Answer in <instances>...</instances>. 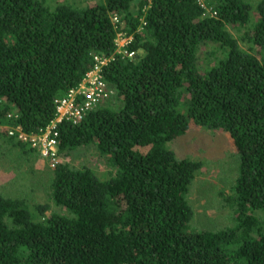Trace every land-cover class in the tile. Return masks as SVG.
I'll return each instance as SVG.
<instances>
[{
    "label": "trees",
    "instance_id": "1",
    "mask_svg": "<svg viewBox=\"0 0 264 264\" xmlns=\"http://www.w3.org/2000/svg\"><path fill=\"white\" fill-rule=\"evenodd\" d=\"M202 3L0 0V140L18 156L39 152L7 128L38 134L109 58L107 98L57 142L63 157L93 148L105 173L61 158L46 201L0 192V264H264V0ZM192 125L234 149L222 227L192 228L203 161L170 148Z\"/></svg>",
    "mask_w": 264,
    "mask_h": 264
},
{
    "label": "rangeland",
    "instance_id": "2",
    "mask_svg": "<svg viewBox=\"0 0 264 264\" xmlns=\"http://www.w3.org/2000/svg\"><path fill=\"white\" fill-rule=\"evenodd\" d=\"M170 148L177 156L203 161V167L189 187L188 196L197 212L192 228L214 229L230 224L228 211L221 207L217 197L218 192L231 183L236 172L234 149L228 135L192 125L185 135L170 144ZM27 157L18 156L0 140V192L5 196L24 198L30 203L44 202L53 167L40 154ZM58 157L62 161L68 159L73 165L89 166L98 174L106 171L104 161L91 147L70 151L68 157Z\"/></svg>",
    "mask_w": 264,
    "mask_h": 264
},
{
    "label": "built area",
    "instance_id": "3",
    "mask_svg": "<svg viewBox=\"0 0 264 264\" xmlns=\"http://www.w3.org/2000/svg\"><path fill=\"white\" fill-rule=\"evenodd\" d=\"M198 2L203 6L202 0H198ZM128 41V37L118 33L115 38L117 52L133 57L134 52L127 53L124 48ZM108 60L109 58L94 56V65L86 73L81 83L54 101L55 116L38 134L25 133L19 128H7V134L16 136L17 139L38 150L39 154L54 167L59 162L57 151L59 124L62 122L78 123L108 96L109 89L101 72ZM1 128L5 127L0 125Z\"/></svg>",
    "mask_w": 264,
    "mask_h": 264
}]
</instances>
